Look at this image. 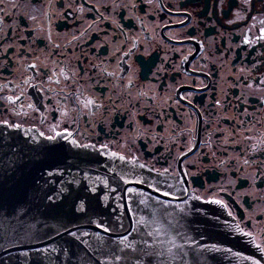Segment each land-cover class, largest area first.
Wrapping results in <instances>:
<instances>
[{"label": "flooded vegetation", "instance_id": "obj_1", "mask_svg": "<svg viewBox=\"0 0 264 264\" xmlns=\"http://www.w3.org/2000/svg\"><path fill=\"white\" fill-rule=\"evenodd\" d=\"M129 2L0 0V122L167 169L264 233V0Z\"/></svg>", "mask_w": 264, "mask_h": 264}, {"label": "water", "instance_id": "obj_2", "mask_svg": "<svg viewBox=\"0 0 264 264\" xmlns=\"http://www.w3.org/2000/svg\"><path fill=\"white\" fill-rule=\"evenodd\" d=\"M38 133L28 128H22L21 131L8 129L0 122V229L18 211L26 210L21 219L34 224L36 229L40 230L33 233L31 245L22 244L20 246L12 243L18 237L14 236L10 230L0 231V237H2L0 238V264H39L37 254L33 253L25 257L19 253L27 251L30 246L42 247L43 243L66 245L74 252L82 253V246L66 234L63 238L56 236L54 240L47 239L45 234L69 220L79 222V214L73 211V207L80 199L86 201L89 208L88 214L95 219L114 218L115 213L109 212V209L116 208L118 203H124L123 200L116 199L123 194V185L111 179L113 174L108 172L106 165L119 164L125 168V171L129 170L131 165L125 166L118 160L113 162L106 155L92 149L74 148L69 143L70 137L49 142L39 137ZM29 137L35 138L36 142L34 143ZM13 148L16 150L15 153L10 151ZM9 158L15 161L12 168L7 165ZM54 169H60L63 175L51 178L45 175L46 172ZM136 172L148 180L166 181L163 190H168L182 199H188L187 223L190 235L197 238L203 236L200 241L202 244H215L222 249H233L231 253L226 251L205 253L207 264H250V261L236 257L234 254L236 251L241 252L242 255H252L256 259H261V264H264V258L252 245L247 244V238L240 237L234 232L231 225L236 220L228 216L227 210L221 205L212 204L203 199H190L192 192L189 186L168 173L159 176L158 172L147 166L143 169L137 168ZM85 173L90 177L89 180L84 179ZM97 176H107L111 186L117 190L109 193L103 187H98L94 195L90 193L88 187L95 182ZM49 179L54 183H48ZM61 181L65 182L67 194L62 201L49 206L44 197L54 193L61 186ZM71 181H76V183H68ZM167 184H171L172 187L167 188ZM183 189H189V191H183ZM142 190L152 194L151 189L145 187ZM105 194L109 195V200L104 202L108 207H102L101 204V198ZM138 200L139 197L132 198L133 212L137 217L139 216L136 211ZM173 203L182 202L173 201ZM120 212L124 217V227L120 231L127 235L132 227V221L126 210H120ZM85 228L89 231H96L86 222ZM35 236L44 237V241L35 240ZM87 239L91 241V237ZM129 239L132 240L133 236L130 235ZM91 242L95 244V241ZM110 244L111 241L108 240L106 247ZM111 251L116 252L117 249L112 247ZM118 254L122 259L116 260L110 252L101 254V259L110 260L111 264H132V260L137 256L131 250ZM204 257H201L202 261ZM73 264H75V256Z\"/></svg>", "mask_w": 264, "mask_h": 264}, {"label": "snow or ice", "instance_id": "obj_3", "mask_svg": "<svg viewBox=\"0 0 264 264\" xmlns=\"http://www.w3.org/2000/svg\"><path fill=\"white\" fill-rule=\"evenodd\" d=\"M250 2L251 0H243L245 11L248 10ZM216 4L222 13L225 9V0H216ZM16 7L19 8L20 5H16ZM122 7L136 10L138 5L134 0H130L128 4H124ZM78 10H82V6ZM236 15L239 16V12L236 13ZM52 18V15H48L47 20L49 25H51ZM32 19L35 21L36 17H32ZM64 19L67 20L68 17L65 15ZM101 19H103V17H101ZM92 27L93 25L91 24L88 26L89 29ZM116 28L121 30V32L123 31V25L119 23H116ZM31 31L41 32L43 29H32ZM47 38H51L50 33ZM260 39H264V35H262ZM135 50L136 43L132 42L131 46L123 51V55L130 61L132 55L135 54ZM144 54L147 55L148 53L145 52ZM30 67L35 68L36 65L33 64L30 65ZM129 68H131V64H129ZM260 83H264V81H260ZM15 99L19 100L20 97L17 96ZM77 99L84 108L97 106L93 99H85L83 101H79V98ZM7 100L10 103H15L11 96L7 97ZM28 107L33 108L34 106L29 104ZM2 123L5 128L16 131L22 130L20 124L9 123L8 121H3ZM50 131L54 134L45 135L44 132H39L38 135L49 142H55L58 139H67V137L71 135L70 133L56 132L55 127L51 128ZM29 139H32L34 143L36 142L35 138L29 137ZM69 143L74 148L92 149L100 154L106 155L107 158L113 162L118 160L125 166H132L129 170L125 171V168L121 167L119 164L113 163L111 165H106L108 172L113 174L111 179L123 185V194L116 199L118 201L123 200L124 203H118L116 208L109 209V212L115 213L114 218L105 217L103 219H95L89 216V208L86 201L80 199L73 207V211L79 214V222L69 220L67 223H61L58 227L53 229L52 232L45 234L47 239L50 240H54L56 236L63 238L66 234L69 238L76 241L78 245L82 246V253L74 252L66 245L57 246L56 244L43 243L42 247L30 246L27 251H23L19 254L29 257L31 254L35 253L37 254L39 264H73L74 256L75 264H111L110 260L101 259V254L110 252L116 260H120L122 257L118 253L131 250V252L137 254L136 258L132 260V264H207V258L204 257L205 253H216L221 251L233 252L232 248L222 249L215 244H202L200 241L203 239V236L197 238L190 235L189 224L187 223L189 212L188 199H182V197L174 195L168 190H163V185L166 184V181L148 180L137 173V168H145V165L138 163L137 159L128 160L124 155L115 151H110L108 150L107 144H101L100 147L97 148L95 144H84L75 139H71ZM257 150H264V143L253 149V151ZM10 151L15 153L16 150L13 148L10 149ZM245 164L249 167L252 166V163L247 160ZM7 165L9 168H12L15 165V161L9 158L7 160ZM167 171V169L164 170L165 173ZM157 172L159 176H163V173H159L158 170ZM45 175L51 178L53 176H62L63 173L60 169H54L46 172ZM84 179H90L87 173H85ZM48 183H54V181L49 179ZM68 183H76V181ZM253 183H255V177H253ZM98 187H103V189L107 190L109 193L117 190L115 187L111 186L107 176H97L95 182L88 187V191L94 195ZM145 187L151 189L152 194L143 191L142 189ZM171 187V184H167V188ZM183 191H189V189H183ZM66 194L67 188L65 182L61 181V186L54 193L47 194L44 199L49 206H54L62 201ZM134 197H139V200L136 202V211L139 213L138 217L136 213L133 212L132 208V198ZM190 199L200 200L201 198L192 194ZM108 200V194L102 196V207H108V205L104 203ZM173 201H181L182 203H173ZM210 203L221 205L223 208L228 209V205L221 200L213 199ZM120 210H126L129 213V219L132 221V227L127 235L122 234L120 231L124 227V217ZM25 212L26 210L18 211L14 214L13 218L6 221L3 228L0 229V231L4 232L10 230L14 236L18 237V239L12 241L16 246L22 244L31 245L33 233L40 231L36 229L34 224L21 219V217L25 215ZM227 215L233 217L235 221L236 218L233 216L231 210L227 211ZM85 222L88 226H91V228L96 229V231L86 230ZM242 222L244 221H236L231 227L237 235L247 238V244L252 245L255 250L261 254V257L264 258V245L256 243L257 236L264 235V233L254 235L253 231H245L241 227ZM45 226H47L46 223ZM130 235L133 236L132 240L129 239ZM89 237H91V241H95V244L87 239ZM35 240L43 242L44 237L35 236ZM108 240L111 241V244L106 247ZM112 247H115L117 251L112 252ZM5 251H7V248H5ZM234 254L240 259L250 261V264H261V259H256L252 255H242L239 251H236ZM54 257L56 258L55 260L53 259ZM201 257H204L203 261Z\"/></svg>", "mask_w": 264, "mask_h": 264}]
</instances>
